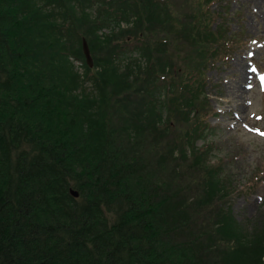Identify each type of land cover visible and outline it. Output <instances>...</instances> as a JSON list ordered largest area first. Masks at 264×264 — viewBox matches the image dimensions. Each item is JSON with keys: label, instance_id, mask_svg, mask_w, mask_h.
<instances>
[{"label": "trees", "instance_id": "16d2710c", "mask_svg": "<svg viewBox=\"0 0 264 264\" xmlns=\"http://www.w3.org/2000/svg\"><path fill=\"white\" fill-rule=\"evenodd\" d=\"M212 3L0 0V264H264L206 140Z\"/></svg>", "mask_w": 264, "mask_h": 264}, {"label": "rangeland", "instance_id": "374dc122", "mask_svg": "<svg viewBox=\"0 0 264 264\" xmlns=\"http://www.w3.org/2000/svg\"><path fill=\"white\" fill-rule=\"evenodd\" d=\"M211 10L219 13L214 27L223 26L238 41L228 57L205 71L204 96L213 107L206 119L213 130L206 140L213 142L210 159H220L222 167L235 174L238 191L232 198L233 214L243 227L252 228L264 223V0H214ZM169 46L168 52L177 57L178 50ZM91 57L93 67L92 53ZM73 63L81 72L80 65L86 61ZM240 63L250 75L239 86L244 90L243 103L233 108L228 88L239 78ZM174 127L172 122L171 129ZM202 142L198 139L196 144Z\"/></svg>", "mask_w": 264, "mask_h": 264}, {"label": "bare ground", "instance_id": "6f19581e", "mask_svg": "<svg viewBox=\"0 0 264 264\" xmlns=\"http://www.w3.org/2000/svg\"><path fill=\"white\" fill-rule=\"evenodd\" d=\"M258 1L261 2L262 0H258ZM239 65L241 66L240 67L241 73L239 74V78L235 80V82H233L231 86L228 88L229 89L228 93L231 94L233 97L232 99L233 108H238V107L240 108V104L243 103L241 94L244 92V90L240 89L239 86H240V83H242L245 78H249V75H250L249 74L250 71L249 72L246 71L247 68L245 69L242 63H240Z\"/></svg>", "mask_w": 264, "mask_h": 264}, {"label": "water", "instance_id": "95a60500", "mask_svg": "<svg viewBox=\"0 0 264 264\" xmlns=\"http://www.w3.org/2000/svg\"><path fill=\"white\" fill-rule=\"evenodd\" d=\"M82 49H83V52H84V56L86 58V61L88 63L89 66H92L93 64V59L91 57V53H90V49H89V45H88V42H87V39L86 38H83L82 39ZM70 192L71 194L74 196V197H77L78 196V192L74 189H70Z\"/></svg>", "mask_w": 264, "mask_h": 264}]
</instances>
